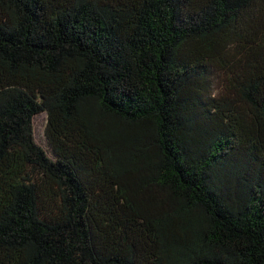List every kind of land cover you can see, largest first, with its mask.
<instances>
[{"label": "trees", "instance_id": "16d2710c", "mask_svg": "<svg viewBox=\"0 0 264 264\" xmlns=\"http://www.w3.org/2000/svg\"><path fill=\"white\" fill-rule=\"evenodd\" d=\"M0 264H264V0H0Z\"/></svg>", "mask_w": 264, "mask_h": 264}, {"label": "rangeland", "instance_id": "374dc122", "mask_svg": "<svg viewBox=\"0 0 264 264\" xmlns=\"http://www.w3.org/2000/svg\"><path fill=\"white\" fill-rule=\"evenodd\" d=\"M46 125V114L39 113L35 115L32 119V129L34 140L40 144L47 152H49V147L47 146V141L45 139L44 130Z\"/></svg>", "mask_w": 264, "mask_h": 264}]
</instances>
